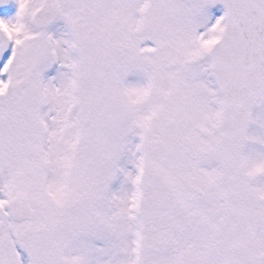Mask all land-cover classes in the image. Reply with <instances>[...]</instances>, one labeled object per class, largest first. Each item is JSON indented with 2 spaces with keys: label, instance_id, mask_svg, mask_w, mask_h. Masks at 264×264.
<instances>
[{
  "label": "snow or ice",
  "instance_id": "obj_1",
  "mask_svg": "<svg viewBox=\"0 0 264 264\" xmlns=\"http://www.w3.org/2000/svg\"><path fill=\"white\" fill-rule=\"evenodd\" d=\"M0 264H264V0H0Z\"/></svg>",
  "mask_w": 264,
  "mask_h": 264
}]
</instances>
